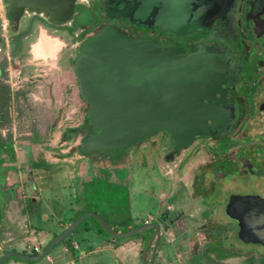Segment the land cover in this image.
<instances>
[{
	"label": "flooded vegetation",
	"instance_id": "af4514ba",
	"mask_svg": "<svg viewBox=\"0 0 264 264\" xmlns=\"http://www.w3.org/2000/svg\"><path fill=\"white\" fill-rule=\"evenodd\" d=\"M73 11H87V23L76 24L74 16L65 24L54 23L41 11L24 14H40L61 28L74 26L78 47L111 27L131 39L174 45L183 52L203 47L222 58L225 81L222 93L215 95L224 108L222 133L196 137L190 146L175 150L172 139L162 132L119 150L115 158L148 145L161 149V158L171 169L186 159V151L202 146L208 159L200 162L194 180L206 188L204 196L211 203L204 216L209 227H216L219 219L222 225L205 229L199 250L222 251L219 259L210 255L214 257L210 264H264V131L257 130L264 125V0H76ZM80 111L83 120L74 132H81L87 123V105L80 99L65 111L69 121L80 117ZM154 137L158 140L151 141ZM74 154L90 161H112L103 152L86 157L79 146Z\"/></svg>",
	"mask_w": 264,
	"mask_h": 264
},
{
	"label": "crops",
	"instance_id": "0c3cea01",
	"mask_svg": "<svg viewBox=\"0 0 264 264\" xmlns=\"http://www.w3.org/2000/svg\"><path fill=\"white\" fill-rule=\"evenodd\" d=\"M2 17L0 14L3 27L6 21ZM68 25L69 23L66 26L63 25L61 28V26L58 27L52 22H49L40 14L29 13L24 14L18 24L15 25L12 23L9 26L8 37L6 34L0 33L2 37L3 35L7 37V44H4L3 54H0V58H4L6 61L4 70L6 75L5 83L9 86L10 81H13L15 78L18 80V86L16 88L12 90L9 86L13 97L10 108V116L13 117V124L10 125L11 128L2 129L1 135L4 136L6 134L5 132L9 131L12 136L13 148L14 150L15 148L18 149L20 160H22V157H27L29 154L27 148L21 149L19 146L16 147L18 137L16 132L23 128L22 125L20 128L19 126L16 128L15 125V111L18 109L17 112L22 118L19 121L26 123L25 119L28 118L31 122L35 123L36 129H33L34 131L32 130L34 137L32 143L42 141L50 142L48 148L43 149L44 153L43 151H38L40 155L38 159H48L50 160L49 163H51L48 169L40 167L39 163L36 166L33 165L34 167L31 168L32 173L31 171L28 172V175L32 176V180L28 181V175L23 171L25 162H22V172L19 174L20 185L19 187L16 185L23 191L21 200H17L21 203L19 205L16 204V207L14 206L11 214L4 213L2 215L1 219H4V221H6L5 216L9 215L8 220L11 223H8L7 225L9 227L7 229L4 228L1 232L0 251L2 252L7 249L8 251L23 253V251H29L31 249L25 247L24 241L21 244L10 242V247L2 244L7 239L15 237L20 240L32 239L28 241V244H37L39 252L42 251L43 246L45 247L52 239L54 233L57 235L72 223L70 219L75 215L78 208L82 206L83 201L79 202V196L82 195V190L86 184L93 180V178H89L88 181L85 178L99 175L102 171H109L115 177L123 174L122 176L124 177L121 179L122 183L133 180L135 175H142L143 178H141L140 182L144 180L149 182L150 180L152 182L151 184L157 187V202H167H165V206L157 204L158 207L155 209V213H143L142 216H135L136 219L133 220L134 222L142 221L143 223L141 225L156 222L160 226V239L163 243L160 248L159 244L157 245L152 264H210L214 257H216L214 259L223 257L221 250L217 252L218 255L217 253L213 254L212 251L214 252V250L212 247L199 250L202 245L204 233L206 232L205 229L221 227L222 221L219 219L214 225L216 227H209L208 219L204 217L211 203L204 196L206 188L199 181L195 182L194 177L190 174L193 170H195L196 174L197 167L200 164L198 162V164L191 162L187 165L188 160H190V157H192L195 151L192 148L185 152L186 159L171 169L163 165L162 154L150 148L132 149L129 152L122 153L119 158L102 162L90 161L84 157L72 158L71 156L69 158L67 154L59 156L60 158L54 157L55 153L53 148L63 144L64 140V129H61L62 124L58 120L59 115H61V112L65 108L62 94L67 91L70 92V98L68 99L71 100L73 98V101H75L73 102V107L76 104L78 105V102L80 103L76 82L71 73V66L74 62L73 59L77 55L78 46L76 39L69 32L70 27ZM20 35L19 43L21 48L13 56L11 52L14 51L15 46L12 45L9 37ZM41 35H46L47 38L44 41L39 40ZM56 41L60 45L58 48H56ZM55 48L57 49L56 51ZM52 50L55 52L53 53ZM15 66L19 67V70H16ZM17 91H20L19 93H25V101L19 97L15 101L14 94ZM27 106H30L29 112L35 110V114L31 115V117L30 113L28 115L25 113L27 111L24 108ZM27 139L30 140L31 138L29 137ZM64 151L65 149H61L60 152L64 153ZM38 154H35L34 157L36 155L38 156ZM30 157L32 156L30 155ZM41 178H45L47 183L50 180L57 181V186L55 189H52L43 182L39 183ZM63 180L64 183H60ZM12 189L9 186L2 189L6 191L8 198L4 202V206L7 203L15 201V199L12 200L10 197L13 196ZM49 190H56L59 193H63V190H66V198L71 203L69 204V218L67 219L66 214L62 217H54L51 226H42L41 223L36 222L31 223L32 220L30 218L37 214H39L40 220L42 218L48 219L49 215L53 216L51 213L52 209H47L48 203H45V201L41 204L43 206L42 209L39 208L33 211L31 208L34 204L41 202L38 197L43 192ZM46 202H49V200H46ZM28 204L31 206H28ZM17 210L20 213L19 216L14 213ZM87 225L89 228L82 226L80 227V231L78 229V232L76 231L77 233L72 234L73 254L68 251L64 244H61L59 247L56 246V249H52L41 260H36L37 262L35 264H76L78 259L82 260L81 264H145L149 261L153 241L145 253L144 248L150 238L143 246V238L141 236H127L122 237L123 239L119 238L122 240H116L99 232L95 223L87 222ZM36 226L42 228L37 229ZM111 227L113 228V226ZM23 232H26V234L24 235ZM33 232L36 234H33ZM28 235L29 237L31 235L33 236L29 238ZM35 235H40L41 238L45 239V242L40 239V241L37 240L35 243ZM5 238L6 240H4ZM13 246H16L18 249L11 248ZM211 254L214 257L210 256ZM17 260L19 259H16L12 263L7 262L6 264H21Z\"/></svg>",
	"mask_w": 264,
	"mask_h": 264
},
{
	"label": "water",
	"instance_id": "95a60500",
	"mask_svg": "<svg viewBox=\"0 0 264 264\" xmlns=\"http://www.w3.org/2000/svg\"><path fill=\"white\" fill-rule=\"evenodd\" d=\"M75 3L76 0H6L5 11L14 23L29 10L41 11L60 24L74 16L76 24L84 25L89 13L75 14ZM45 38L41 35L39 40ZM56 46H60L57 41ZM73 60L71 73L79 97L88 107L87 123L81 126L86 133L79 145V153L86 157L103 152L113 160L119 150L162 132L178 150L190 146L199 136L215 138L214 133H222L226 127L224 108L215 98L222 93L225 65L220 56L203 47L183 52L174 45L161 46L121 36L109 27L85 40ZM88 217L95 218L108 235L116 238L152 229L144 253L153 241L151 257L145 264L153 263L160 239L158 223L116 232L103 216L85 211L37 255L6 251L0 256V264L8 256L22 261L41 260Z\"/></svg>",
	"mask_w": 264,
	"mask_h": 264
},
{
	"label": "rangeland",
	"instance_id": "374dc122",
	"mask_svg": "<svg viewBox=\"0 0 264 264\" xmlns=\"http://www.w3.org/2000/svg\"><path fill=\"white\" fill-rule=\"evenodd\" d=\"M78 1H80V0H78ZM6 12L7 11H5V4L3 3L2 0H0V14L3 16L2 19L7 22L6 26H5L6 22H4L5 24L3 27L0 26V33L6 34V36L8 37V32L10 29L9 26L11 24H9V21L7 19V16H6V14H7ZM78 49H79V47H78ZM15 68H16V70H19V67L15 66ZM73 78H74V76H73ZM71 80H73V79L71 78ZM74 80H75V78H74ZM72 82H74V81H72ZM75 82H76V80H75ZM69 93L70 92L67 91V92H64L62 94V100H63V104L65 106L63 111H66V112L68 111L67 109L73 107V102H75V101H73V98L71 100L68 99V98H70ZM83 106H84V104H83ZM29 107L30 106H27L24 109L27 111V112H25V113H27L26 115H28L30 113V117H31V115L35 114V110H32L31 112H29L30 111ZM16 108H17V106H16ZM17 111H15L14 120L16 123L15 122L14 123L16 125V128H17V126H19V128H20L21 125L23 126V128H21L20 131L16 132V135H18L16 147L19 146L21 149L27 148V151L29 152V154L27 155V157H24V158L22 157V160H20V156L18 154V149L15 148L13 161H11V162L5 161L4 163H2V165H0V170H1L0 176H2V177H0V223H3V220L1 218H2V215H4V213L11 214V211L14 209V206L16 204L19 205L21 203L18 201L21 200L23 191H21V189H19L18 187L20 185L19 184L20 183L19 182V180H20L19 174H20V172H22V169H21L22 162L23 163L25 162L24 166H23V169H24L23 171L27 175H28V172H30V171L32 173L31 168L34 167L33 165L36 166L37 163H39V166L44 168V169L50 168L49 164H51V163H49L50 160H48V159H43V158L38 159V157L40 156L38 154L39 153L38 151L39 150L43 151V149L48 148L50 142L49 141H42V142H36V143L33 142L32 143V140H34L33 139L34 138L33 137V131H34L33 129H36L35 123L31 122L28 118L25 119L26 123L19 121L22 118H21L20 114H18ZM63 111L61 112V115H59L58 120L62 124L61 129H64V137L66 139L63 140V144L60 143L61 144L60 146L53 148V151L55 153L54 157L60 158L59 156L67 154L69 156V158H71V156H72V158H78L74 153H75L76 148H78V146L80 145V139L82 138V135L85 132H83L84 130H82L81 132L78 130L74 132V129H77L79 127L80 123L82 122L83 112L81 113V111H80V114H81L80 117L72 118L69 121V120L65 119V112L63 113ZM10 113L9 114L7 113L8 117H7V119L5 118L4 126H0V135H1L2 129L8 128V127L11 128L10 125L13 124V117L10 116ZM22 116H23V114H22ZM262 120H264V114H263ZM257 130L258 131H262V130L264 131V125L257 127ZM5 133H7V131ZM4 136H2V137H4ZM29 137L31 138L30 140L27 139ZM28 140L31 142H29ZM157 140H158V137H154L151 141H157ZM142 148L143 147H140V149H142ZM144 148L149 149L150 146L147 145ZM56 149H57V151H56ZM61 149H65L64 153L60 152ZM155 150H157V152L161 151V149H159V148H156ZM194 150L195 151L193 152L192 157H190V160H188L187 165H189L191 162H196V163L197 162L198 163L205 162L208 159V155L202 146H199V147H197V149H194ZM43 153H44V151H43ZM35 154H38V156L36 155V157H34ZM30 155L33 158L30 157ZM0 158H7V154L2 152V154L0 155ZM45 160H47V161H45ZM65 161H66V158H65ZM73 161H74V159H73ZM163 165H166L168 168H170L168 164L163 163ZM194 166H196V165H194ZM190 174H192L191 176L194 177L195 176V170L191 171ZM122 175L123 174H121V176H119V177L118 176L115 177L114 175L110 174L109 171H102L99 175L86 177L85 180H88L89 178L90 179L93 178V180H95V182L92 185H89L88 183L86 184V186L82 190V192H83L81 195L82 198H81V196H79V198H80L79 202L83 201L84 199L86 201V197H88V196L92 197V195L94 194L92 189L94 188V189H96V192H97V195H96L97 202L100 205H107V206H109L110 210L116 211L117 213H120V215L122 214V216L130 215L131 219H133V220L136 219L135 216H142L143 213H150V214L155 213L156 212L155 209H157L158 205L165 206L166 201L164 203H162V201L157 202V199H158V194L156 191L157 187L155 185L151 184L152 182H150V180H149V182L145 181V180L143 182H140L141 178H143V177H142V175L139 174L140 175L139 178H138L139 175L138 176L135 175L133 180L125 181L122 183L121 179H122V177H124ZM27 177H28V181L32 180L31 175H28ZM42 182L44 184L49 185L52 189H55V187L57 186V181L50 180L47 183L45 178H41L39 183H42ZM5 183H7V184L5 185ZM60 183H64V180L61 181ZM16 185H18V187ZM2 186L6 187V188H7V186H9L10 189H12L15 186L14 189H12L13 196H10L12 198V200L15 199V201L7 203L5 206H4V204H5L4 202L7 201L8 198H7L6 191L2 190L4 188ZM63 191H64L63 193L62 192L59 193L56 190H49V191L43 192V194L38 197L39 200H41V202L34 204V206H31L30 204H28V206H31L33 211H36L39 208L42 209L43 206L41 204L45 201V203H48L47 209H52L51 213L53 214V216L49 215L48 219H45V218L43 219L41 217L42 220L39 219V214H37L34 217L30 218L32 220L31 223L36 222V223H41L42 226H45V225L51 226L54 217H62L65 214H66L67 219H68L69 214H70L69 204H71V203L69 202V199L66 198L67 197L65 194L66 190H63ZM46 200H49V202H46ZM100 207L101 206L97 207V209L100 210L101 209ZM14 213H15V215H18V216L20 215L18 210L15 211ZM102 214L109 220L110 223L113 222L114 217L112 214L110 215L106 211H104V213L102 212ZM13 216H11V217H13ZM8 217H9V215L5 216L7 224L11 223L8 220L9 219ZM34 220H36V221H34ZM87 221H88V223H92V224L95 223V221L91 217H88ZM27 228H28V226H27ZM24 229H26V228H24ZM78 229H79L78 231H80L81 228L79 227ZM76 231L74 233L78 232V231L77 232ZM23 234L25 235L26 232L25 233L23 232ZM33 234H36V233L33 232ZM0 236H1V234H0ZM32 236L33 235H31V237H29V235H28L29 238H32ZM108 237H110V236H108ZM40 239H41V241L45 242V239L41 238L40 235L39 236L37 235L35 237L34 242L36 243L37 240L40 241ZM4 240H6V238ZM29 240H32V239L20 240V239H17L15 237V238L7 239V241L2 242V244H5V246H9L10 242H17L18 244H21V242L24 241L25 247L27 248L29 245L28 244ZM22 245H23V243H22ZM35 245H37V244H35ZM59 245H61V244H59ZM59 245L57 247H59ZM11 248L18 249L16 246H13ZM28 249H29V247H28ZM53 249H56V246ZM53 251H52V253H53ZM1 255H3V253L1 254V251H0V256ZM6 259L7 260L4 264H6L7 262L12 263L13 261H16V259L13 258L12 256H8ZM17 262H19L21 264H23V263L35 264L37 261L17 260ZM81 263H82L81 259H78L76 261V264H81Z\"/></svg>",
	"mask_w": 264,
	"mask_h": 264
},
{
	"label": "trees",
	"instance_id": "16d2710c",
	"mask_svg": "<svg viewBox=\"0 0 264 264\" xmlns=\"http://www.w3.org/2000/svg\"><path fill=\"white\" fill-rule=\"evenodd\" d=\"M4 3H6V0H3ZM79 8V6H77ZM7 18L10 21V23H12L11 19L9 18L8 14ZM55 23V22H54ZM75 27L74 26H70L69 32L72 33L74 31ZM20 36H10V42H12V45L15 46L14 47V51L11 52L12 55L14 56L17 51L21 48V45L19 43V39ZM0 47H4V38L0 35ZM5 66H6V61L4 58H0V126H4V121L5 118L7 119V113H10V108H11V103H12V94L11 91L9 89V86L5 83ZM20 92V91H19ZM18 91L14 94L15 97V101L16 99L19 98H23L25 101V93H19ZM18 110V109H17ZM84 120L87 121L86 118V113L84 114ZM2 152L7 154V158H0V165H2V163H4L5 161H13V157H14V148H13V143H12V136L11 133L9 131H7L6 135L4 137H2L0 135V155L2 154ZM95 182V180L90 181L88 184L92 185ZM94 189V188H93ZM92 191L94 192V194L92 195V197H86V201L85 199L83 200L84 202H82V206H80L78 208V210L75 212V215L72 216V218L70 219L71 221L75 220L78 216H80L82 213H84L85 211H94L100 215H102L107 222L113 226V229L116 232H123V231H127L130 230L134 227L140 226L141 223H143L142 221L139 222H134L133 219H131L130 215L128 216H122V214L120 215V213H117L116 211L110 210L109 206L107 205H100L97 202L96 199V189H94ZM91 199V200H90ZM101 206L100 210L97 209V207ZM104 213V211L108 212L110 215L112 214L114 217L113 222H109V220L102 214V212ZM107 214V213H106ZM94 221H95V225L98 229L99 232L104 233L107 236L108 235L100 226V224L98 223V221L91 217ZM3 220V223H0V234L3 231L4 228H8L9 225H7V222ZM87 219H85L82 223H80L72 232V234L78 230L79 227L85 226L86 228H89V226L87 225ZM117 226H115V225ZM37 229H40L42 227L36 226ZM14 228V227H13ZM151 232L152 230H146L144 232H139L136 233L130 237H137V236H141L143 238V246L146 244V242L148 241V239L151 236ZM72 234H70L69 236H66L60 243H58L56 246H58L59 244H64L66 246V248L68 249V251H70L72 254L74 253V248L72 245ZM56 235V233L53 234L52 238ZM110 238L115 239L116 237L110 236ZM117 239V238H116ZM117 240H121V239H117ZM163 241L161 239H159V248L162 246ZM44 248V246H43ZM6 251H8L7 249L3 250L1 253H5ZM23 253H28L31 255H37L39 253V251H35L33 248H31L29 251H23ZM6 258L4 260V262L2 264H4L6 262Z\"/></svg>",
	"mask_w": 264,
	"mask_h": 264
},
{
	"label": "built area",
	"instance_id": "2783aa9c",
	"mask_svg": "<svg viewBox=\"0 0 264 264\" xmlns=\"http://www.w3.org/2000/svg\"><path fill=\"white\" fill-rule=\"evenodd\" d=\"M4 38V44H7V37L3 35ZM4 47H0V54H3ZM9 86L13 90L18 86V80L16 78L13 81H10ZM29 248H33L35 251H39V247L37 245H28Z\"/></svg>",
	"mask_w": 264,
	"mask_h": 264
}]
</instances>
